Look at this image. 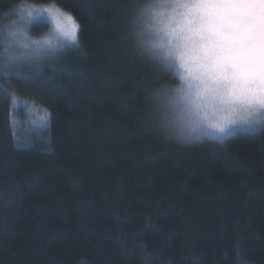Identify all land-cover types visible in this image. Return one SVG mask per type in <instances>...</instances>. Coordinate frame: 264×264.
Masks as SVG:
<instances>
[{
    "label": "trees",
    "instance_id": "obj_1",
    "mask_svg": "<svg viewBox=\"0 0 264 264\" xmlns=\"http://www.w3.org/2000/svg\"><path fill=\"white\" fill-rule=\"evenodd\" d=\"M147 2L0 0V32L21 4L79 24L42 62L58 70L0 80V264H264V126L168 125L159 93L181 79L141 43Z\"/></svg>",
    "mask_w": 264,
    "mask_h": 264
},
{
    "label": "snow or ice",
    "instance_id": "obj_2",
    "mask_svg": "<svg viewBox=\"0 0 264 264\" xmlns=\"http://www.w3.org/2000/svg\"><path fill=\"white\" fill-rule=\"evenodd\" d=\"M18 8L20 24L0 32L7 45L0 80L58 70L42 62L78 44L79 24L71 13L55 4ZM37 21L51 28L33 39L28 30ZM138 24L144 48L182 80L180 87L162 90L159 102L168 125L178 126L186 142L209 130L224 141L264 126V0H148Z\"/></svg>",
    "mask_w": 264,
    "mask_h": 264
},
{
    "label": "rangeland",
    "instance_id": "obj_3",
    "mask_svg": "<svg viewBox=\"0 0 264 264\" xmlns=\"http://www.w3.org/2000/svg\"><path fill=\"white\" fill-rule=\"evenodd\" d=\"M50 24V23H49ZM21 27H23V25H20ZM50 26H51V24H50ZM17 51H19V50H17ZM181 84H182V80H181ZM181 86V85H180ZM236 118H238V117H236ZM191 135H193V136H195V134H191ZM209 135H214V136H216V134L215 133H212L211 132V130H209ZM199 136V135H198Z\"/></svg>",
    "mask_w": 264,
    "mask_h": 264
}]
</instances>
